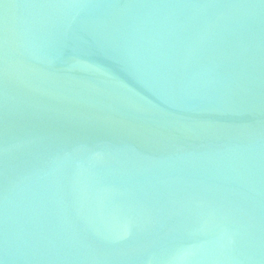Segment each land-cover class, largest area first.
Listing matches in <instances>:
<instances>
[{"label": "water", "instance_id": "water-1", "mask_svg": "<svg viewBox=\"0 0 264 264\" xmlns=\"http://www.w3.org/2000/svg\"><path fill=\"white\" fill-rule=\"evenodd\" d=\"M0 264H264V0H0Z\"/></svg>", "mask_w": 264, "mask_h": 264}]
</instances>
